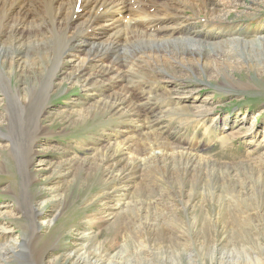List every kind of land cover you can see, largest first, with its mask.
<instances>
[{"label":"rangeland","instance_id":"1","mask_svg":"<svg viewBox=\"0 0 264 264\" xmlns=\"http://www.w3.org/2000/svg\"><path fill=\"white\" fill-rule=\"evenodd\" d=\"M232 1L236 8H230L225 29H211L204 9L183 10V16L189 19L188 25L183 23V30L189 31V41L202 46L199 52L194 51L202 68L194 62L171 63L173 69L159 64L154 71L135 76L128 85L133 86V102L140 106L143 126L139 133L153 130L149 140L164 148L168 160L166 168L149 167L147 162L143 168L135 169L133 181L124 175L116 191L110 189L101 194L100 181L86 170L100 163L98 159L93 161L96 154L108 145L124 141L122 136L115 138L119 131H125V126L114 114L108 115L107 109L97 114L87 110L92 103V90L101 91L102 87L83 89L82 78L68 79L69 70L60 81L55 80L47 92L51 96L45 104L48 116L40 123L53 134L42 137L33 132L29 145L28 128L38 104L34 100L29 104L27 98L43 99L40 83L44 81L49 55L41 60V53L31 52L27 42L19 46V51L8 49L10 56L18 55L17 60L30 54L37 64L32 68L35 72L28 69L20 79L8 75L12 93L7 95L18 103L10 111L11 122H6L7 112L0 108V164L6 167L0 173V248L25 240L31 257L43 255L40 264H200L201 257L205 264H264V53L256 48L264 37V0ZM194 12L198 14L195 19ZM175 28L181 30L180 26ZM228 39L237 42L229 45L225 42ZM239 41L252 42L255 48L242 54L241 49H235ZM216 43H221L219 48L213 46ZM226 51L232 55L228 62H234L229 69L230 79L205 73L204 65H210L209 54ZM23 60L19 65L30 68ZM112 60L110 57L107 62ZM0 68L7 66L0 62ZM16 72L18 75V69ZM92 73L87 71L84 77ZM16 88L23 90L20 93L26 97L19 99ZM1 92L0 87V98ZM3 100L2 104L6 103V98ZM199 109L204 110L202 121ZM224 119L230 120V126L223 127ZM9 126L11 137L5 138L3 133ZM132 137L136 139L139 134ZM140 146L141 152L146 153L147 145ZM177 146L204 160L187 166L185 160L181 162L185 157L179 155ZM28 148L37 153L36 158L29 164L22 161L24 178L20 179L16 160L18 156L26 160ZM13 149L20 154L17 156ZM83 162L86 166L80 167ZM183 167L188 171H182ZM28 169L36 175L26 189L28 199L41 195L38 202L31 200L40 212L35 221L41 231L39 238L28 232L30 221L24 201L20 199L15 205L13 200L19 194L21 180L24 185L28 183ZM138 185L142 192L137 194ZM127 208L136 209L139 223L151 227L150 232L133 233V222L125 215ZM119 214H123L121 231L112 233L110 222ZM51 220L53 224L49 225ZM212 249L215 259L209 261ZM0 264L14 263L7 258L0 259Z\"/></svg>","mask_w":264,"mask_h":264},{"label":"bare ground","instance_id":"2","mask_svg":"<svg viewBox=\"0 0 264 264\" xmlns=\"http://www.w3.org/2000/svg\"><path fill=\"white\" fill-rule=\"evenodd\" d=\"M217 1L218 2L216 3L214 2L215 4H211L209 0H0V62L1 64L7 66L5 69L0 68V77L3 74H6L7 76L1 77L2 79L0 81L2 91L1 94L3 96L0 98V108H3L5 113L7 112L6 122L9 123L13 120V116L10 111L12 107L18 104L16 101H13L10 96L8 97V95L12 93V88L10 86L11 82L8 75H16L20 79L21 74L27 72L28 69L31 70L37 64L36 58H32L30 54L25 53V57L17 60L18 55L12 54V56H10L8 51L12 47L16 51H19V46H24L27 42L29 46L28 49H30L31 52L34 51L41 53V60L44 61V56L46 57V54L49 55V60L47 59L48 65L45 68L46 70H44L45 73H43L45 76H43L44 81L42 80L40 83V89L43 91V97L41 98L43 99L27 98L29 99V104L33 100L36 101V104H38L35 118L32 121V128L31 126L28 128L29 145L30 137L33 132H36V136L42 137L49 136V132L50 135L53 134L50 129L48 130L47 127H42L40 125L41 119L48 116V113L46 114L45 112V104L49 99H51V96L48 95L47 92L51 87H54V81H60L59 79L64 77L67 74L66 72L69 70L68 79L73 81V79L80 80V78H82V81L80 80V82L83 89L86 87V90H88L89 88H87V86L91 89L94 87H102L101 91L96 89L92 90L91 93L94 94L91 98L92 103L87 107L89 113L97 114V111L107 109L106 113L108 112V115L114 114L113 116L120 120V124L122 123L125 126V131H119V133L115 135V138L122 136L124 141L108 145L109 147H107L106 150L100 151L93 158V161L98 159L100 160V163H97L98 165L92 164L88 169H86L90 177L96 178L100 181L98 185L99 192L102 194L104 191L110 189L116 191L118 185L124 179V175L127 179H131L133 173L136 171L135 169L143 168L147 162L151 164H146L149 167L162 165L166 168L168 153L166 151L164 152V148H162L159 143L153 142L154 140H149V137L153 135V130H149V134L142 135L139 133V130L143 126L141 125L140 120V106L133 102L134 94L133 89H131L133 86L128 85L134 82L133 80L135 76L146 74L152 70L154 71L155 66L159 64H191L194 62L200 66L202 63L200 62V59H198L197 55L194 54V51L199 52L201 50L200 47L202 46H200L197 42L189 41V31L183 30V23L187 25L189 24V19H185V16H183V10L185 7H190L193 11H195V8H199L200 10L198 11L204 9L207 14V18L205 20L207 21V25H210L211 29H216L217 27H219V29H225V26L228 23L225 18H227L226 16L231 12L230 8L234 9L236 8V5L232 0ZM147 4H149V6ZM197 15V12H194V19ZM176 26H180L181 30H175ZM204 27L205 26L202 28ZM226 33L227 36L230 37L229 32ZM176 35L177 37H175ZM136 40L137 42L134 43ZM234 41V39H228L225 42L229 45H234ZM259 41L256 48L262 49V53H264V37L261 40L259 39ZM236 42L237 41H235V43ZM238 43L239 44L238 46L236 45L235 49H241L242 54L245 55L247 53L245 52L246 49L255 48V44L249 41H239ZM220 45L221 43H216L213 46L215 48H219ZM222 56L227 61L224 60ZM230 56L232 57V55L229 54V51L222 52L220 55L217 53L209 54L208 59H210V65H204L205 73H208L209 75L211 73H216L219 76H223L225 79H230L229 69L234 66V62H228ZM110 57H112L113 60L109 64L107 61ZM23 58L25 60H23V63L28 62V66H30V68H26L25 65L21 66L22 64L19 65V61ZM12 67L14 69H12ZM16 69L19 71L18 75L16 74ZM38 70L39 69H37V72ZM60 70H63L64 72ZM90 70L94 73L89 74L88 77H84L86 72H90ZM33 71L35 72L36 70ZM39 72L41 73V71ZM164 72L170 75L168 71L164 70ZM232 84L234 85V83ZM20 91L23 90L18 88L15 89L18 98L20 99L23 96L26 97V95H21ZM5 98L6 103L3 102L2 104V101H4L3 99ZM170 100L173 99L171 98ZM178 103L179 102H177V104ZM178 105L180 106L181 104ZM197 112H199V120L202 121L204 119H202L204 110L199 109ZM1 113L2 112H0V119H2ZM85 118L86 116L83 118L84 122ZM222 124L223 127L230 126V120L224 119ZM10 126L7 127V132L5 131V133H3L5 138L11 137ZM124 126L122 127L124 128ZM136 134H139V137L135 139L132 136ZM139 139H142V142L137 143L136 140ZM141 143L147 145L145 147L146 153H142L143 151L140 150V148H142V146H140ZM165 143L170 145L167 141H165ZM178 148L181 150L179 155H181V157H185L184 159L180 158L181 162L185 160L184 163L187 166L193 164L194 161H196L198 165L200 161L204 160L202 158H197V156L191 154L188 150L180 147ZM13 151L17 154V156L20 154L14 149ZM176 153L178 152H175V154ZM36 154L37 153L32 151L31 148H28L26 160L18 156L19 158L16 160V166L19 170L18 175L20 179L24 178V172H22V161L25 164H29L35 160ZM174 157L176 156H173V158ZM152 161H154V163ZM80 165V167H83L86 166V163L83 162ZM185 167L182 168V171H188ZM194 170L195 169L193 168L192 171L194 172ZM4 171H6L5 164H0V173ZM98 171L100 173H98ZM26 174L28 183L27 185H24L21 180L19 194L13 200L15 201V205L19 203L18 201H20V199L24 201L23 203L27 206V208L24 209L27 211V218L30 221L28 224L29 226L27 227L28 232L32 233L34 237L39 238V233L41 231L39 227H37L35 221L40 212L34 209L33 202H38V200L41 199V195H36L34 198L29 196L30 198L28 199L29 193L26 189L28 188L29 182H32L36 175L29 169ZM193 176L195 175L193 174ZM131 181H133V178ZM190 182L192 183L191 179ZM136 188L137 194L142 192L140 185ZM24 196L26 197L23 198ZM101 197L102 196H100V198ZM32 199H34L33 202H31ZM192 199L193 198H191V201ZM125 211V215L133 222V233L141 235L142 233H147V231L150 232L151 227H146L143 225V222L142 224L139 223V214L136 212V209L131 210V208H127ZM122 216L123 214H119L117 217H113V220L110 222V231L112 233L121 231L119 223L122 221ZM53 221L54 220L49 221V225H52ZM25 247L26 242L23 240L20 244L14 243L13 246L9 245L7 247L5 246L4 248H0V259L7 260V258H12V262L14 264L28 262L30 264H40L43 259V255H40V257L35 259L33 256H30L31 252L29 250L27 251ZM40 258L41 260L39 261ZM214 259L215 254L214 249H212L209 251L208 260L214 261ZM199 262L200 264H205L203 257H201Z\"/></svg>","mask_w":264,"mask_h":264}]
</instances>
